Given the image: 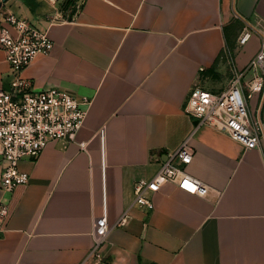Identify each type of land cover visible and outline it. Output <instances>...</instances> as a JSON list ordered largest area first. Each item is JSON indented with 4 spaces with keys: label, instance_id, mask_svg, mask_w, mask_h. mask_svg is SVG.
I'll list each match as a JSON object with an SVG mask.
<instances>
[{
    "label": "crops",
    "instance_id": "crops-1",
    "mask_svg": "<svg viewBox=\"0 0 264 264\" xmlns=\"http://www.w3.org/2000/svg\"><path fill=\"white\" fill-rule=\"evenodd\" d=\"M8 12L52 40L22 69L28 87L89 103L73 139H50L37 158L19 160L28 181L7 195L0 264H77L104 207L106 264H264V90L247 99L263 124L257 147L184 110L194 82L218 90L232 65L245 67L258 51L264 0H0V27L11 28ZM244 28L251 34L239 44ZM226 47L232 65L221 60ZM11 75L0 46V88ZM189 134L192 159L175 162L207 194L166 181L153 208L139 205L134 181L151 177Z\"/></svg>",
    "mask_w": 264,
    "mask_h": 264
},
{
    "label": "built area",
    "instance_id": "built-area-1",
    "mask_svg": "<svg viewBox=\"0 0 264 264\" xmlns=\"http://www.w3.org/2000/svg\"><path fill=\"white\" fill-rule=\"evenodd\" d=\"M79 4H77L78 6ZM10 27H0V46L12 70L8 88H0V159L4 161L0 179V231L4 228L9 214L7 195L19 185L28 181V173L18 167L21 158L35 159L50 139H73L82 125L89 99L57 87L33 89L22 77V69L39 53H47L52 40L47 31L30 23L25 17L14 12L6 14ZM251 31L244 28L238 43H245ZM221 60L232 65V52L224 48ZM264 90V38L258 51L245 67L231 66L227 84L218 89L194 82L184 103V110L197 119V123H208L228 132L244 148L257 147L263 124L248 110L247 99L255 91ZM187 135L167 157L161 160L157 171L149 178L134 181V200L146 209L154 206L152 193L166 181L190 193L206 195L208 187L204 181L188 172L183 165L193 155ZM103 149V128L99 129ZM83 144V143H81ZM125 222L122 216L118 223ZM109 224L106 208L93 217L92 246L86 256L77 264H106L101 246L107 236Z\"/></svg>",
    "mask_w": 264,
    "mask_h": 264
},
{
    "label": "trees",
    "instance_id": "trees-1",
    "mask_svg": "<svg viewBox=\"0 0 264 264\" xmlns=\"http://www.w3.org/2000/svg\"><path fill=\"white\" fill-rule=\"evenodd\" d=\"M69 1H71V0H65L64 2H65V4H66V3L68 4ZM218 59H220V58L217 57L216 61H218Z\"/></svg>",
    "mask_w": 264,
    "mask_h": 264
},
{
    "label": "water",
    "instance_id": "water-1",
    "mask_svg": "<svg viewBox=\"0 0 264 264\" xmlns=\"http://www.w3.org/2000/svg\"><path fill=\"white\" fill-rule=\"evenodd\" d=\"M166 157H167V155H166V154H164V155H163V159H165Z\"/></svg>",
    "mask_w": 264,
    "mask_h": 264
},
{
    "label": "rangeland",
    "instance_id": "rangeland-1",
    "mask_svg": "<svg viewBox=\"0 0 264 264\" xmlns=\"http://www.w3.org/2000/svg\"><path fill=\"white\" fill-rule=\"evenodd\" d=\"M50 1H52V0H50ZM63 1H65V0H63ZM207 86V85H206Z\"/></svg>",
    "mask_w": 264,
    "mask_h": 264
}]
</instances>
